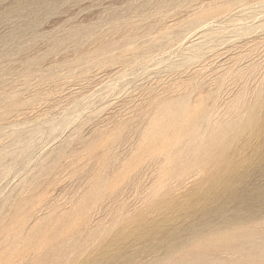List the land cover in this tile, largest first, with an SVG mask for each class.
Returning a JSON list of instances; mask_svg holds the SVG:
<instances>
[{"label":"rangeland","instance_id":"obj_1","mask_svg":"<svg viewBox=\"0 0 264 264\" xmlns=\"http://www.w3.org/2000/svg\"><path fill=\"white\" fill-rule=\"evenodd\" d=\"M263 84L264 0H0V264H264Z\"/></svg>","mask_w":264,"mask_h":264},{"label":"bare ground","instance_id":"obj_2","mask_svg":"<svg viewBox=\"0 0 264 264\" xmlns=\"http://www.w3.org/2000/svg\"><path fill=\"white\" fill-rule=\"evenodd\" d=\"M161 150H163V149H161ZM164 150H166V149H164ZM163 154H164V152H163ZM157 157H159V155H157ZM150 159H152V157ZM259 180H260V182L255 183L249 190H247V191L245 190V191H243V193L235 191L228 199L222 200L220 203L221 209L219 210L218 217L222 216L223 213L230 211V213H232V214L228 215L229 218L237 219V218L241 217V215L243 216V213H241L242 208L246 207L249 210V213H251V212L254 213L255 209L257 210V207H259L260 209H264V166H263V169L261 170V173L259 175ZM240 181H242V180H240ZM228 184L227 185L221 184V185L223 187H227ZM215 185L219 186V182L213 184L212 186H215ZM222 221H226V219H223ZM209 223L210 222H205V226H203V228L206 227V225ZM210 224H212V221ZM193 234H197V233L194 232Z\"/></svg>","mask_w":264,"mask_h":264}]
</instances>
